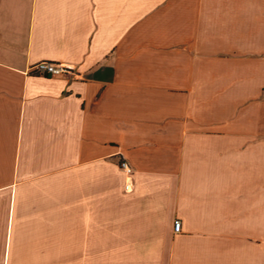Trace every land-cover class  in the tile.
<instances>
[{"label":"crops","instance_id":"0c3cea01","mask_svg":"<svg viewBox=\"0 0 264 264\" xmlns=\"http://www.w3.org/2000/svg\"><path fill=\"white\" fill-rule=\"evenodd\" d=\"M0 264H264V0H0Z\"/></svg>","mask_w":264,"mask_h":264},{"label":"built area","instance_id":"2783aa9c","mask_svg":"<svg viewBox=\"0 0 264 264\" xmlns=\"http://www.w3.org/2000/svg\"><path fill=\"white\" fill-rule=\"evenodd\" d=\"M31 70L33 73L37 75H46V76H52V75H58L62 73L71 72L73 70V67L69 65H65L62 63L42 60L39 62H36L32 65ZM120 167L126 172L130 173L131 168L128 166L127 162L125 160L120 161ZM125 188H128V183L125 184ZM180 229V220L175 219L173 221V230L174 232H178Z\"/></svg>","mask_w":264,"mask_h":264}]
</instances>
